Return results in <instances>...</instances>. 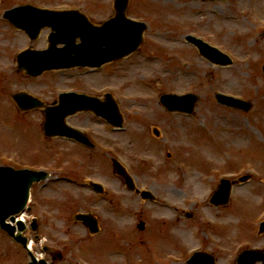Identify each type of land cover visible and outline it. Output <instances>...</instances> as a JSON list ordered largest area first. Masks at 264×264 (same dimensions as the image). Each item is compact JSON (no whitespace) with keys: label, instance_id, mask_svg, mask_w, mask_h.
I'll return each instance as SVG.
<instances>
[{"label":"rangeland","instance_id":"rangeland-1","mask_svg":"<svg viewBox=\"0 0 264 264\" xmlns=\"http://www.w3.org/2000/svg\"><path fill=\"white\" fill-rule=\"evenodd\" d=\"M251 1L253 6L249 0H130L127 14L148 24L137 54L83 76L73 69L30 79L17 72L14 55L29 45L45 48L48 31L30 43L2 19L4 10L26 2L72 7L98 24L112 15L110 1L0 0V164L13 157L14 168L50 173L31 190L29 216L38 218L36 234L43 233L38 240L30 235L36 257H42L43 244L60 250L74 242L72 251H59L63 260L56 264H75L76 255L90 264H183L188 250L204 243L217 264H231L237 244L239 252L253 244L263 246L264 233H257L264 219V26L252 21L264 20V0ZM190 31L208 43H224L232 65L211 64L196 50L170 40ZM62 90L110 91L120 106L124 131H113L93 115L79 113L67 120L85 128L96 147L78 151L67 141L46 139L41 112L16 111L10 99L13 93L26 92L50 104ZM188 92L198 97L191 116L168 113L158 102L163 93ZM215 92L243 98L251 110L221 106L213 98ZM113 157L128 169L136 187L152 192L157 202H143L125 189L112 172ZM243 174L252 177L246 183L234 181ZM223 177L233 180L231 192L236 194L226 205L214 206L209 197ZM90 182L103 185L104 197L94 193ZM78 212L94 214L99 227L113 235L84 237L72 220ZM140 221L145 227L135 229L134 240L128 230ZM208 223L211 226H205ZM212 241L229 250L215 253ZM117 244L131 250L129 262L109 254ZM27 260L23 249L0 231V264Z\"/></svg>","mask_w":264,"mask_h":264},{"label":"water","instance_id":"water-1","mask_svg":"<svg viewBox=\"0 0 264 264\" xmlns=\"http://www.w3.org/2000/svg\"><path fill=\"white\" fill-rule=\"evenodd\" d=\"M128 0L115 1V17L102 23L100 27L91 25L87 19L75 12L51 13L32 7L23 6L5 12L4 17L14 25L30 31L29 25L36 23L35 28L50 26L54 32L49 37L50 46L44 51H25L17 55V63L20 70H26L30 76L40 75L44 70L53 68H68L73 66H101L114 59L122 58L130 54L141 43V35L145 26L140 23L127 20L124 16ZM31 33V34H30ZM32 38L35 34L29 32ZM80 38L81 43L75 44V39ZM58 43L64 47L56 50ZM200 54L219 63H228V59L207 48L200 41L197 42ZM108 97V103H100L97 99L77 94H65L61 96L58 107L45 110L44 131L47 135L74 136L86 142L80 135L67 128L63 120L68 115L80 110H91L96 115L105 118L112 125L119 126L120 116L114 102ZM13 99L22 110H28L40 105V103L25 94H15ZM197 98L194 95L171 96L163 95L162 104L169 110L192 112ZM218 101L228 106L240 107L244 110L249 105L239 100L218 96ZM113 171L125 182L128 190H133L134 185L128 174L116 162H113ZM47 177L44 172L17 171L9 167H0V226L6 230L16 241L25 245L26 240L19 233L14 235V229L5 221L19 213L26 205L29 189L34 182H39ZM229 185L222 182L212 202L214 204L225 203L228 197ZM143 197H150L144 192ZM11 220L14 218L11 217ZM74 220L89 222L91 231H96V219L89 215H76ZM36 229L35 225H32ZM143 224H140V228ZM19 223V230H23ZM264 230V224H262ZM199 254H196V257ZM243 258V257H242ZM240 262L242 260L240 259ZM193 263V262H192ZM29 264H38L32 257ZM40 264H44L43 261Z\"/></svg>","mask_w":264,"mask_h":264},{"label":"flooded vegetation","instance_id":"flooded-vegetation-1","mask_svg":"<svg viewBox=\"0 0 264 264\" xmlns=\"http://www.w3.org/2000/svg\"><path fill=\"white\" fill-rule=\"evenodd\" d=\"M48 255L53 258L54 257V252H49Z\"/></svg>","mask_w":264,"mask_h":264},{"label":"bare ground","instance_id":"bare-ground-1","mask_svg":"<svg viewBox=\"0 0 264 264\" xmlns=\"http://www.w3.org/2000/svg\"><path fill=\"white\" fill-rule=\"evenodd\" d=\"M163 211H165V210H163ZM166 212H169V211L167 210Z\"/></svg>","mask_w":264,"mask_h":264}]
</instances>
